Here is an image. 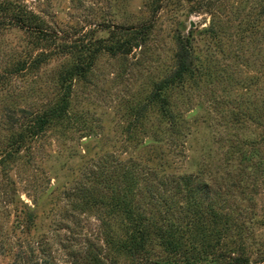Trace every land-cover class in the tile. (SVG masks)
<instances>
[{"label": "rangeland", "instance_id": "1", "mask_svg": "<svg viewBox=\"0 0 264 264\" xmlns=\"http://www.w3.org/2000/svg\"><path fill=\"white\" fill-rule=\"evenodd\" d=\"M6 3L30 26L0 24V119L68 101L0 154V225L45 244L30 264H138L118 249L130 205L151 223L144 264H264V0H0V19Z\"/></svg>", "mask_w": 264, "mask_h": 264}, {"label": "trees", "instance_id": "2", "mask_svg": "<svg viewBox=\"0 0 264 264\" xmlns=\"http://www.w3.org/2000/svg\"><path fill=\"white\" fill-rule=\"evenodd\" d=\"M6 6L3 8V11L8 15L0 19L1 23L13 24L15 26L28 29L30 26L25 21V13L23 10L19 9V14L12 13L9 14V9L13 8L12 3H6ZM12 10V9H10ZM111 28V27H105ZM118 28V27H114ZM192 65V45L189 37L185 39H180L179 41V51H178V68L175 72L174 77H181L185 72L191 69ZM87 71V68L77 63L71 69L72 74H80ZM66 75L70 73V70H67ZM68 101L62 99L59 103L49 107L47 110L43 111L41 114L35 113H24L21 111L20 114H11L5 117V119H0V130L7 129L10 133L6 137L5 142L0 141V154L1 160L9 159L17 151V148H20L22 144L25 145L26 141L35 138L40 133H42L48 126H50L54 121L60 120L67 113ZM12 186V185H11ZM5 188H9V185L6 184ZM15 188H9L5 190L4 195H1L0 200V211L2 210V204L12 203V197L10 192ZM126 206H129L127 203ZM7 206V205H6ZM23 212V210H22ZM126 212L128 214L129 225L126 229L125 237L120 238L119 248L127 250L131 255L137 258L138 264H144L148 260V250H147V239L150 235L149 225L150 221L146 220V217L143 216L140 212L136 210V207L129 206L126 207ZM4 213V212H3ZM33 216L30 213L29 218L26 220L30 224L33 222ZM175 229H163L160 228L158 231V237L160 238L162 245L170 249L172 253H182V245L179 244L176 240L174 232ZM38 249V252L35 251V246ZM44 243L42 241H36L33 244L23 245V243H18L17 248L13 245L12 241L9 238L7 231L5 230L4 225H0V255H6L8 253L14 252L15 259H19V264H30L34 261H40L41 256L46 254ZM176 255V254H175ZM16 264V261H14ZM46 262V261H45ZM225 264H248V261L244 257H236Z\"/></svg>", "mask_w": 264, "mask_h": 264}]
</instances>
